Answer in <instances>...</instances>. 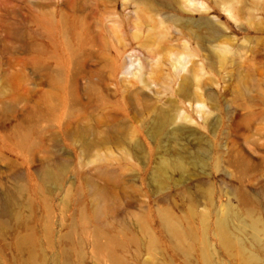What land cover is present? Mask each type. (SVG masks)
<instances>
[{"label": "rangeland", "instance_id": "rangeland-1", "mask_svg": "<svg viewBox=\"0 0 264 264\" xmlns=\"http://www.w3.org/2000/svg\"><path fill=\"white\" fill-rule=\"evenodd\" d=\"M0 264H264V0H0Z\"/></svg>", "mask_w": 264, "mask_h": 264}, {"label": "bare ground", "instance_id": "bare-ground-1", "mask_svg": "<svg viewBox=\"0 0 264 264\" xmlns=\"http://www.w3.org/2000/svg\"><path fill=\"white\" fill-rule=\"evenodd\" d=\"M227 214V213H226ZM231 216V215H230ZM229 216H227V217H225V218H223L222 220H221V222H220V231H221V233H222V238H223V242L226 244V245H231V244H233V241H232V239L230 238V235H229V233L227 232V230H226V225H227V223H228V221H229ZM172 228H174V227H172ZM178 229V228H177ZM173 231V230H172ZM177 232V231H176ZM175 234V233H174ZM178 234V233H177Z\"/></svg>", "mask_w": 264, "mask_h": 264}]
</instances>
